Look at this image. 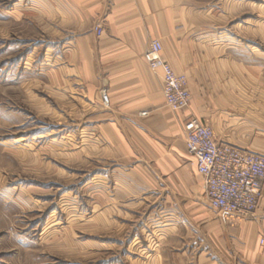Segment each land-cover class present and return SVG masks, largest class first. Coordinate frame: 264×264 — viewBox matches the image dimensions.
<instances>
[{
	"label": "rangeland",
	"instance_id": "rangeland-1",
	"mask_svg": "<svg viewBox=\"0 0 264 264\" xmlns=\"http://www.w3.org/2000/svg\"><path fill=\"white\" fill-rule=\"evenodd\" d=\"M16 1L0 0V264L193 260L202 249L177 228L194 217L189 207L207 206L204 184L196 176L187 194L162 168L119 156L99 129L107 107L57 69L49 46L59 43L18 23ZM199 1L198 45L245 65V106L264 115V0Z\"/></svg>",
	"mask_w": 264,
	"mask_h": 264
},
{
	"label": "crops",
	"instance_id": "crops-1",
	"mask_svg": "<svg viewBox=\"0 0 264 264\" xmlns=\"http://www.w3.org/2000/svg\"><path fill=\"white\" fill-rule=\"evenodd\" d=\"M15 4L18 23L32 21L51 44L59 43L58 50L49 46L51 58L58 52L57 69L66 71L85 96L103 104L100 90L107 87L110 105L98 115L99 129L124 160L139 167L148 161L162 168L169 183L195 193V177L200 188L203 178L187 152L186 130L193 118L209 124L218 142L264 155V115L253 110L254 105L245 106L242 93L245 65L219 57L222 48L198 45L205 32L198 35L196 30L204 24L205 13L197 14V0H17ZM97 24L103 27L101 36L94 30ZM154 39L163 44V59L188 77L191 102L186 110L176 112L167 106L162 74L154 73L145 60ZM188 210L194 217L177 230L187 234V245L202 250L193 260L173 253V264H264V186L249 218L226 219L208 203ZM141 243L136 240L134 247L139 249Z\"/></svg>",
	"mask_w": 264,
	"mask_h": 264
},
{
	"label": "built area",
	"instance_id": "built-area-1",
	"mask_svg": "<svg viewBox=\"0 0 264 264\" xmlns=\"http://www.w3.org/2000/svg\"><path fill=\"white\" fill-rule=\"evenodd\" d=\"M94 30L98 36L103 33L100 24ZM162 51V42L152 40L145 52V60L154 73L162 74L167 106L176 112L183 111L191 102L188 77L176 72L163 59ZM101 97L103 105L109 106L107 88L101 90ZM186 145L203 178L209 206L226 219L252 217L263 193L264 155L218 142L213 128L198 118H193L187 125Z\"/></svg>",
	"mask_w": 264,
	"mask_h": 264
}]
</instances>
